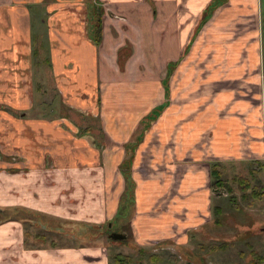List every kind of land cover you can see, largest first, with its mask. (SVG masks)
I'll use <instances>...</instances> for the list:
<instances>
[{"label":"crops","instance_id":"crops-1","mask_svg":"<svg viewBox=\"0 0 264 264\" xmlns=\"http://www.w3.org/2000/svg\"><path fill=\"white\" fill-rule=\"evenodd\" d=\"M262 10L261 0H0V214L96 227L126 206L117 230L146 250L185 246L215 223L227 193L211 185L213 164L232 177L261 163L264 180ZM25 222L0 220V264H109L97 243L27 245Z\"/></svg>","mask_w":264,"mask_h":264},{"label":"rangeland","instance_id":"rangeland-1","mask_svg":"<svg viewBox=\"0 0 264 264\" xmlns=\"http://www.w3.org/2000/svg\"><path fill=\"white\" fill-rule=\"evenodd\" d=\"M261 2L263 4L262 28L264 31V0H261ZM262 36L264 38V33ZM58 104L59 102L53 105V117L59 112ZM70 116L72 120L77 121V124L80 121L81 130L89 123V120L85 121L78 113H70ZM235 193L239 195L236 187ZM252 203V206H249L245 202H241V209L233 210L227 198H220L217 201V204L223 208V214L219 217L220 224L212 222L210 225L192 232L185 246L178 247L171 242H167L163 244V247H165L163 249L159 246L160 243H158L152 247L148 246V250L161 253L165 258H167L168 253H172L177 257V264H185L187 261L193 264H252V259L255 260L257 256L262 257V264H264L263 201H253ZM125 209L126 206H123L119 211L118 218L112 221L113 228H121L120 215L123 216L124 211H127ZM11 217L28 221L25 222V230L27 231L26 234H28L26 237L27 245L63 246L97 243L104 245L111 256L116 253H135V246H138L133 242L131 233L126 226H124V230L127 232L126 238L121 242L114 243L108 239L106 233L96 236L98 230L95 231V228L91 224L85 222L72 223L71 220L67 222H63L62 220H47L49 218L46 215L28 214L25 211L18 212L16 210L10 211L9 209H4V212L0 214V220ZM59 226H61V229ZM58 229L71 233L59 232ZM77 230L82 231V233L76 235L74 231ZM225 241L227 242L225 249L212 252L207 250L210 244ZM109 264H112L111 257Z\"/></svg>","mask_w":264,"mask_h":264},{"label":"trees","instance_id":"trees-1","mask_svg":"<svg viewBox=\"0 0 264 264\" xmlns=\"http://www.w3.org/2000/svg\"><path fill=\"white\" fill-rule=\"evenodd\" d=\"M99 19V18H98ZM99 23V21H98ZM97 23L96 32L94 34L95 41L99 42L101 31L99 30ZM129 163L126 160L125 164ZM263 165L261 163H253L252 168L247 173L234 174L232 177L225 176L216 164L211 166V179L212 187L214 189H225L227 193V199L230 207L233 210L241 209V202H245L249 206H252L253 201H263L264 208V180ZM235 187L239 191V195L235 193ZM128 189L132 194L133 184H128ZM223 208L220 205L214 206L213 216L215 217V223L220 224V216L223 214ZM227 242L213 243L208 247V251H216L225 249ZM202 248V247H201ZM135 253H116L112 254V264H177V257L172 253H168L167 258L163 257L161 253L156 251H149L148 249L140 246H135ZM252 264H262V257H256L252 259ZM184 264V263H181ZM185 264H193L189 261Z\"/></svg>","mask_w":264,"mask_h":264},{"label":"flooded vegetation","instance_id":"flooded-vegetation-1","mask_svg":"<svg viewBox=\"0 0 264 264\" xmlns=\"http://www.w3.org/2000/svg\"><path fill=\"white\" fill-rule=\"evenodd\" d=\"M14 210H17V209H14ZM29 214V213H28ZM32 214V213H31ZM93 228H95V231L98 230V235H101V234H104L106 233L108 235V239L114 243H117L118 241L121 242L122 240H113L109 237V235L112 233V232H118V233H123V232H119L117 229L119 228H116L115 227L113 228L112 227V221H108L107 223L103 224V225H100V226H97L95 227V225H92ZM80 230H77L75 233H79ZM80 233H82V231H80ZM90 233V232H89ZM94 234V233H93ZM80 235V234H79ZM95 237V236H94Z\"/></svg>","mask_w":264,"mask_h":264},{"label":"water","instance_id":"water-1","mask_svg":"<svg viewBox=\"0 0 264 264\" xmlns=\"http://www.w3.org/2000/svg\"><path fill=\"white\" fill-rule=\"evenodd\" d=\"M215 193L217 195H221L222 193H226L225 189L219 190V189H214ZM109 237L113 240H123L126 238V234L125 233H118V232H112Z\"/></svg>","mask_w":264,"mask_h":264}]
</instances>
